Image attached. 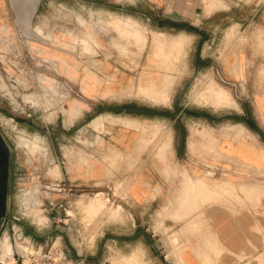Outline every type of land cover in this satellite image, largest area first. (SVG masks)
<instances>
[{"label": "rangeland", "instance_id": "rangeland-1", "mask_svg": "<svg viewBox=\"0 0 264 264\" xmlns=\"http://www.w3.org/2000/svg\"><path fill=\"white\" fill-rule=\"evenodd\" d=\"M203 3L206 12L198 6L187 21L170 30L153 22L161 10L147 7L144 0H0V129L16 155L10 222L0 234V248L7 239L8 247L0 249V257L6 254L0 264H50L49 257L56 252L70 257L79 252L89 264H144L145 249L166 253L171 240L156 226L168 214L189 212L195 184L253 178L224 166L233 172L208 178L204 167L191 168L192 162L207 160L187 155L185 160L172 159L177 183L149 213L132 211L122 200L124 186L116 190L114 184L79 185L71 189L75 195H70L69 205L64 202L51 209V197L62 199L68 193L64 182L68 154L75 152L76 163H84V122H77L84 108L80 86L88 92L93 82L113 81L99 60L113 64V54L117 55L132 70L134 80L131 94L124 96L132 98L136 108L170 110L171 106V112L181 111L183 132L190 125L217 127L245 117L235 85L216 79L212 63L222 59L219 49L224 58L249 44L264 49V25L251 22L264 21V0ZM122 7L132 14L119 13L116 8ZM154 38L161 40L156 50ZM69 54L74 58L70 60ZM151 93L157 96L152 98ZM191 112L210 119L198 118L194 125ZM60 118L65 126L76 124L71 131L79 143L65 139ZM27 196L41 201L37 211H27L23 200Z\"/></svg>", "mask_w": 264, "mask_h": 264}, {"label": "crops", "instance_id": "crops-1", "mask_svg": "<svg viewBox=\"0 0 264 264\" xmlns=\"http://www.w3.org/2000/svg\"><path fill=\"white\" fill-rule=\"evenodd\" d=\"M144 1L147 7L161 10L153 22L170 30L187 21L198 6L206 12L203 0ZM116 9L131 13L125 7ZM144 17L151 21L147 15ZM254 19L252 25H264L263 20ZM218 51L222 59L212 63V73L216 79L221 77L235 85L233 91L241 98L245 117L239 123L217 127L190 125L185 132L179 129L181 111L171 112V106L170 110L136 108L132 98L124 96L131 94L134 80L132 70L121 64L117 55L113 54V64L99 60V67L112 75L113 81L93 82L88 92L80 86L84 108L77 122H84V163H76L75 152L68 154L69 168L64 173L68 193L62 199L51 197V209L64 202L69 205L70 195H75L71 189L79 185L88 188L92 184H114L116 190L124 186L122 200L132 211L149 213L177 183L171 171L172 159L199 156L250 173L253 178L221 185L211 181L206 186L192 185V201L199 204L191 201L189 212H174L163 218L156 230L159 227L161 232H167L170 246L165 254L145 249L144 264H264V138L255 128L264 134V49L249 44L238 53L228 52L225 58V52ZM67 57L74 58V54ZM106 103H113V107L108 108ZM190 117L195 119L194 125L198 118L210 119L198 112H191ZM75 125L65 126L61 120V130L69 143H79L75 130L71 131ZM51 128L56 133V123ZM54 159L59 163L58 156Z\"/></svg>", "mask_w": 264, "mask_h": 264}, {"label": "flooded vegetation", "instance_id": "flooded-vegetation-1", "mask_svg": "<svg viewBox=\"0 0 264 264\" xmlns=\"http://www.w3.org/2000/svg\"><path fill=\"white\" fill-rule=\"evenodd\" d=\"M59 133L62 132L60 131ZM15 171L16 155L13 152L10 142L0 129V234L3 232L7 223L10 222L8 218Z\"/></svg>", "mask_w": 264, "mask_h": 264}, {"label": "built area", "instance_id": "built-area-1", "mask_svg": "<svg viewBox=\"0 0 264 264\" xmlns=\"http://www.w3.org/2000/svg\"><path fill=\"white\" fill-rule=\"evenodd\" d=\"M200 167H204L205 170V175L208 178H213L214 175H216L217 173H219V177H223V176H228L230 172H233L232 170H228L224 167H222L221 165H217V164H213L212 162H198V163H191V168L192 169H196V168H200ZM50 264H89L87 262V256H82L81 254H79V252L77 253L76 257H70L68 255H66L65 253H55L52 254V256L49 257ZM40 264V262H39Z\"/></svg>", "mask_w": 264, "mask_h": 264}, {"label": "bare ground", "instance_id": "bare-ground-1", "mask_svg": "<svg viewBox=\"0 0 264 264\" xmlns=\"http://www.w3.org/2000/svg\"><path fill=\"white\" fill-rule=\"evenodd\" d=\"M74 39V38H73ZM160 42H161V40H159L158 38H154V40H153V46H154V50H156L157 48H159V44H160ZM61 44H63V48H65V49H67V48H70V46H68L67 44H64V43H61ZM176 44V43H175ZM177 45V44H176ZM157 80V79H156ZM151 96H152V98L153 97H155V96H157V94H154V93H151L150 94ZM113 123V122H112ZM96 125V124H95ZM101 125V124H100ZM103 125V124H102ZM99 126V125H98ZM97 127V126H96ZM100 127V126H99ZM191 143V142H190ZM193 143V142H192ZM39 192V190H36V193H38ZM33 197L32 196H27V197H25L23 200H24V202H25V206H26V208L27 209H29V210H27V211H29V212H32V211H37V209L41 206L40 204H41V201H39V199L37 198V199H35V198H33V202H31V199H32ZM96 201L98 202V200H97V198H96ZM31 209V210H30ZM35 209V210H34ZM39 216V215H38ZM37 216V217H38ZM40 220V219H39ZM7 238V237H6ZM7 244H8V239L4 242V245H2V246H4V247H1L0 249L1 250H3L4 248H7L8 246H7ZM9 246H11V245H9ZM7 250V249H6ZM3 251H5V250H3ZM3 251H1V252H3ZM7 253V252H6ZM3 255H4V253H3ZM6 255V254H5ZM5 255L3 256L4 258H5ZM1 257H2V254H1ZM0 257V259L1 260H3V257L1 258ZM7 258V257H6ZM12 259V258H11ZM30 260V259H29ZM11 261V260H10ZM3 262V261H2ZM7 262V261H6ZM5 263V262H4ZM9 263V262H8Z\"/></svg>", "mask_w": 264, "mask_h": 264}, {"label": "water", "instance_id": "water-1", "mask_svg": "<svg viewBox=\"0 0 264 264\" xmlns=\"http://www.w3.org/2000/svg\"><path fill=\"white\" fill-rule=\"evenodd\" d=\"M256 128V130L259 132V134H261V136L264 138V134H263V132L259 129V128H257V127H255Z\"/></svg>", "mask_w": 264, "mask_h": 264}]
</instances>
